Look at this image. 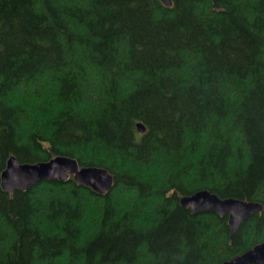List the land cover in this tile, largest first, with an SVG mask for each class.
<instances>
[{
  "label": "trees",
  "instance_id": "obj_1",
  "mask_svg": "<svg viewBox=\"0 0 264 264\" xmlns=\"http://www.w3.org/2000/svg\"><path fill=\"white\" fill-rule=\"evenodd\" d=\"M169 1L0 0V172L62 156L113 179L0 189V264H220L264 241V0ZM202 190L261 212L230 238L179 206Z\"/></svg>",
  "mask_w": 264,
  "mask_h": 264
},
{
  "label": "water",
  "instance_id": "obj_2",
  "mask_svg": "<svg viewBox=\"0 0 264 264\" xmlns=\"http://www.w3.org/2000/svg\"><path fill=\"white\" fill-rule=\"evenodd\" d=\"M160 2L165 7L171 5L169 0ZM136 129L139 134L144 132L141 124H136ZM69 177L97 195L106 194L113 185V179L106 170L97 167L79 168L76 161L68 157L57 156L33 164H19L10 157L0 172V189L10 195L14 191L25 192L42 181L64 183ZM178 204L191 215L214 213L220 218L226 216L230 238L242 222L262 209L259 203L219 199L205 190L180 197ZM220 264H264V241Z\"/></svg>",
  "mask_w": 264,
  "mask_h": 264
}]
</instances>
